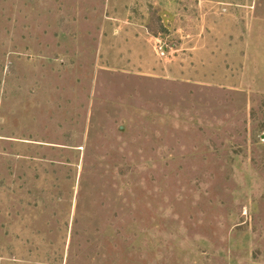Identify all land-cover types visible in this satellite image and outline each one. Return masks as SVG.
Instances as JSON below:
<instances>
[{
    "label": "rangeland",
    "instance_id": "1",
    "mask_svg": "<svg viewBox=\"0 0 264 264\" xmlns=\"http://www.w3.org/2000/svg\"><path fill=\"white\" fill-rule=\"evenodd\" d=\"M0 264H264V0H0Z\"/></svg>",
    "mask_w": 264,
    "mask_h": 264
}]
</instances>
